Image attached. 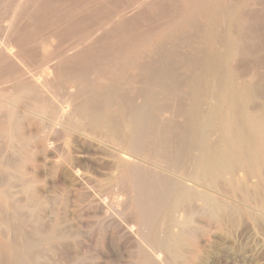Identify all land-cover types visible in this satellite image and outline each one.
I'll return each mask as SVG.
<instances>
[{
    "label": "rangeland",
    "instance_id": "obj_1",
    "mask_svg": "<svg viewBox=\"0 0 264 264\" xmlns=\"http://www.w3.org/2000/svg\"><path fill=\"white\" fill-rule=\"evenodd\" d=\"M131 1L0 0V46H3V49L0 47V186L7 188L13 200L0 195V264H154L151 261L157 256L151 252L158 253L156 264H169L165 255L167 252L163 248L158 249L154 240L158 234L163 237L167 230L177 232L181 227L173 219L177 215L180 219L185 209L173 210V191L168 190L166 182L168 178L184 179L180 164L184 160L188 162L193 156V150L189 148L195 145L192 122L196 95H205L213 91L212 87L217 88L216 85L244 88L255 84L260 91V96L255 98V106L264 108V0ZM104 26L107 28L104 29ZM5 46H11L16 51L19 62L13 57H8V61L7 56L2 55L6 52ZM11 62L19 65L17 71ZM44 65L50 68L49 75L52 76L48 79L53 92L51 95L43 93L40 97L43 95L50 102L53 98V104V100L61 99L60 93L68 99L72 91L77 130L75 126L69 132L59 122L57 133L53 136L49 134L50 130H42L40 119L43 113L31 96L15 100L10 97L16 90L12 83L14 80L10 79L19 73L21 66L31 68L28 71H32V75L34 71L42 77L44 70L49 71L43 69ZM219 69L223 74L219 73ZM217 76L222 86L217 81L215 83ZM5 81L7 86L3 84ZM248 81H251L250 84ZM2 90L6 92L1 93ZM8 92L12 95L9 96ZM80 94L83 95L81 98ZM82 106L89 113L102 115L101 125H81L79 120L82 118L78 112ZM9 109L16 111L18 119L17 126L12 130L8 128ZM122 117L126 121H122ZM108 123H112L110 127L116 126L114 132L121 139L122 149L120 145L110 143L103 136L104 132H100ZM128 123H133L134 131ZM93 129L96 131L93 132ZM15 131L27 138L29 152L18 151L19 146L13 144L11 137ZM114 145L130 154L134 161H139L136 162L138 165L128 162L121 168L116 166L118 159L113 154L116 150ZM175 153L181 158L177 160ZM24 156L29 157V161L24 160ZM172 158L174 162L178 161L177 169L173 168L175 165H169L173 163ZM240 160L245 170L241 167L235 172L237 175H227L228 178L220 182V187L195 189L194 184L185 179L195 190L211 192L220 200L227 198L225 203H230L227 205L232 207L230 213L233 214L219 218L203 210L196 212L192 225L187 228V241L173 264H264V166L258 169L256 162L249 163L243 157ZM251 167H255L253 171ZM248 172L251 176H247ZM231 178L236 179L233 187ZM27 183L30 189L25 192L23 187ZM242 184L247 186H240ZM162 190L165 191L163 195ZM251 198L257 201L252 202ZM196 201H193L196 202L193 207L198 203L196 207L201 208L203 203ZM24 203L33 204L34 213L31 214ZM192 204L187 203V208ZM234 208L237 209L234 211Z\"/></svg>",
    "mask_w": 264,
    "mask_h": 264
},
{
    "label": "bare ground",
    "instance_id": "obj_2",
    "mask_svg": "<svg viewBox=\"0 0 264 264\" xmlns=\"http://www.w3.org/2000/svg\"><path fill=\"white\" fill-rule=\"evenodd\" d=\"M129 1H131V0H129ZM140 2H141V0H140ZM139 2V3H140ZM144 2V1H143ZM149 2V1H148ZM130 3H132V1L130 2ZM146 3H147V1H146ZM128 4V3H127ZM125 5H126V3H125ZM140 5H141V3H140ZM130 6H131V4H130ZM145 6V5H144ZM122 7V6H121ZM120 7V8H121ZM230 7V6H229ZM119 8V10H121ZM126 8H127V6H126ZM135 8V7H134ZM226 8H228V7H226ZM225 8V9H226ZM231 8V7H230ZM224 9V11H226ZM131 10V9H130ZM222 10V9H221ZM223 11V10H222ZM232 10H230V12H231ZM119 12V11H118ZM121 12V14H123L122 13V10L120 11ZM119 12V13H120ZM126 12V11H125ZM132 12V11H131ZM131 12H129V13H131ZM227 12V11H226ZM104 13V12H103ZM228 14H229V12H227ZM226 14V13H225ZM102 15H104V14H102ZM106 15H107V13H106ZM113 15H114V12H113ZM117 15V14H116ZM128 15V14H127ZM110 16V15H109ZM111 17V16H110ZM113 17V16H112ZM117 17V16H116ZM103 19H105V21H107L106 20V18H103ZM110 19H112V18H110ZM100 20V19H99ZM222 20H224V19H222ZM102 21V20H101ZM109 21V20H108ZM219 21V20H218ZM224 22V21H223ZM102 24V23H101ZM114 24V23H113ZM194 24V23H193ZM202 25V24H201ZM97 26V25H96ZM107 26V25H106ZM218 26V25H217ZM108 27V26H107ZM106 27V28H107ZM112 27V26H111ZM193 27V26H192ZM200 27V26H199ZM94 28H96V27H94ZM105 28V26H104V29H106ZM216 28V27H215ZM217 29V28H216ZM97 30V29H96ZM99 30V29H98ZM102 30V29H101ZM202 30V29H201ZM91 31V29L89 30V32ZM103 31H105V30H103ZM217 31V30H216ZM98 32V31H97ZM96 32V33H97ZM94 33V32H93ZM99 33V32H98ZM215 33V32H214ZM220 33V32H219ZM81 34H82V32H81ZM80 34V35H81ZM84 34V33H83ZM190 34H192V33H190ZM236 34V33H235ZM86 35H88V34H85V36ZM216 35V34H215ZM187 36V35H186ZM218 36V35H217ZM225 36V35H224ZM91 37V36H90ZM75 38V37H74ZM73 38V39H74ZM78 38H79V36H78ZM82 38V37H81ZM86 38H88V37H86ZM92 38V37H91ZM95 38V37H94ZM90 39V38H89ZM72 40V39H71ZM78 40V39H77ZM76 40V41H77ZM93 40V39H92ZM238 40V39H237ZM73 41H75V40H73ZM90 41V40H89ZM242 41V40H241ZM88 42V41H87ZM7 43V42H6ZM83 43V42H82ZM89 43V42H88ZM91 43V42H90ZM89 43V44H90ZM2 44V43H1ZM70 44V43H69ZM88 44V45H89ZM237 44V43H236ZM235 44V45H236ZM8 45V44H7ZM11 45H12V43H11ZM87 45V44H86ZM223 45V44H222ZM242 45V44H241ZM240 45V46H241ZM13 46V45H12ZM69 46V45H68ZM76 45H74V47H75ZM236 46H238V45H236ZM2 49H3V46H0ZM223 47V46H222ZM5 48H6V50H5ZM5 48H4V50L6 51L5 53H7V54H5V53H3L2 55H6L7 56V59H8V57H9V59L10 58H16L17 57V53H16V51L15 50H13V48L10 46V48H9V46L8 47H6L5 46ZM75 48H77V47H75ZM85 48V47H84ZM2 49H1V51H2ZM72 49V48H71ZM71 49H68V50H70L71 51ZM241 49V48H240ZM64 50V49H63ZM82 50V49H81ZM232 50V49H231ZM230 50V51H231ZM3 52V51H2ZM27 52V51H26ZM55 52V51H54ZM71 52H73V51H71ZM234 52H236V51H234ZM45 53H47V52H45ZM50 53V52H49ZM52 53V52H51ZM59 53V52H58ZM58 53H57V55H58ZM65 53V52H64ZM77 53V52H76ZM238 53H240V51L238 52ZM242 53V52H241ZM24 55H25V53H23ZM32 54V53H31ZM44 54V53H43ZM61 54V53H60ZM33 55V54H32ZM34 55H35V53H34ZM53 55V54H52ZM51 55V56H52ZM56 55V54H55ZM56 55V56H57ZM64 55V54H63ZM66 55V54H65ZM68 55V54H67ZM18 56H19V54H18ZM30 56V55H29ZM44 56V55H43ZM5 57V56H4ZM3 57V58H4ZM20 57V56H19ZM55 57V56H54ZM66 57V56H65ZM6 58V57H5ZM4 58V59H5ZM22 58H24V60H25V57H22ZM48 58V57H47ZM50 58H52V57H50ZM60 58V57H59ZM9 59H8V61H9ZM57 59V58H56ZM12 60V59H11ZM10 60V61H11ZM15 60H17L18 61V59L16 58ZM28 60V59H27ZM27 60L25 61V62H27ZM44 60H45V58H44ZM217 60V59H216ZM16 61V62H17ZM21 61V60H20ZM47 61V60H46ZM45 61V62H46ZM57 61V60H56ZM67 61V60H66ZM14 62V61H13ZM13 62H11V63H13ZM19 62V61H18ZM17 62V64H20V63H18ZM23 62V61H22ZM44 62V61H43ZM42 62V63H43ZM44 62V63H45ZM49 62H50V60H49ZM52 62H54V61H52ZM61 62H62V60H61ZM194 62V61H193ZM202 62V61H201ZM219 62V61H218ZM15 63V62H14ZM14 63H13V66H14V68L16 69V67H18L17 65L15 66L14 65ZM24 63V62H23ZM28 63V62H27ZM47 63V62H46ZM56 63V62H55ZM2 64V63H1ZM0 64V65H1ZM16 64V63H15ZM26 63H24V65H25ZM31 64V63H30ZM34 64V63H33ZM137 64V63H136ZM194 64H195V62H194ZM40 65V64H39ZM53 65V64H52ZM56 65V64H55ZM139 65V64H138ZM6 66V65H5ZM8 66V65H7ZM12 66V65H11ZM12 66V67H13ZM26 66H28V64L26 65ZM30 66V65H29ZM41 66V65H40ZM39 66V67H40ZM45 66V65H44ZM43 66V67H44ZM47 67H48V65H46ZM45 66V68H43V69H46L47 67ZM51 66V65H50ZM140 66H142V65H140ZM191 66V65H190ZM205 66V65H204ZM11 67V68H12ZM31 67V66H30ZM54 67V66H53ZM214 67H216V65L214 66ZM213 67V68H214ZM7 68V67H6ZM13 68V70H15ZM32 68V67H31ZM31 68L29 69V70H31ZM34 68V67H33ZM193 68V67H192ZM210 68H211V65H210ZM217 68V67H216ZM222 68V67H221ZM22 69V70H21ZM21 69H20V71H19V73L16 75H14V77L12 78V80L10 79V81H13L12 83H14V86H13V84H12V86L14 87V89H16V90H13L14 91V93H13V95L11 94V93H9V96L10 95H12V96H10V97H13L12 99H23V98H26V96H29V98H30V96H31V98H32V100L34 99L35 101H36V103L38 104V106L40 107V110H41V113H43L42 115H41V119H40V122H41V126L43 127L42 128V130H50L49 131V134H53V136L57 133V124H59V122L61 123V126H63V128L64 129H67V130H69V132L70 131H72L73 129H75L74 127L76 126L75 125V120H76V118L74 119V117H77L76 115H75V113H77L76 112V110H75V107H74V105H73V102H72V98H75V97H72L73 96V94L70 92V95H69V97H68V99H66V97H65V95L63 96L61 93V95L59 94V96L61 97V99L59 100L58 99V101H57V99H55V101L53 100V104H52V99H51V102L50 101H48V99L46 100L44 97L45 96H43V98H42V96L40 97V95L41 94H43V93H45V94H47V95H51V93L53 92V89L51 88V86L52 85H50L51 83H50V81H49V79L48 78H50V76H52V75H49L50 74V68H47V70L49 69V71H45L44 70V72H42L43 74V76L41 77V75L39 76V75H37L36 73L34 74V71H33V75L31 74L32 73V71H31V73H30V71H28V69H27V67H22L21 66ZM36 69V68H35ZM54 69V68H53ZM56 69V68H55ZM9 70V69H8ZM51 70H52V68H51ZM216 70V69H215ZM218 70V69H217ZM216 70V71H217ZM16 71H17V69H16ZM41 71V70H40ZM52 71H54V70H52ZM194 71V70H193ZM213 71H214V69H213ZM215 71V72H216ZM7 72V71H6ZM8 72H10V71H8ZM191 72V71H190ZM208 72H209V70H208ZM222 72V71H221ZM220 72V69H219V73H221ZM4 73V72H3ZM13 73H16L15 71H13ZM41 73V72H40ZM206 73V72H205ZM212 73V70H211V72H210V74ZM214 73V72H213ZM12 74V73H11ZM51 74H54V72L53 73H51ZM207 74V73H206ZM215 74V73H214ZM218 74V73H217ZM222 74H223V72H222ZM219 76H220V74H218ZM23 76H25V79H23L24 77ZM65 76V75H64ZM191 76V75H190ZM213 76H215V75H213ZM222 76V75H221ZM0 77H1V75H0ZM12 77V76H11ZM105 77V76H104ZM134 77H136L135 75H134ZM205 77H206V75H205ZM211 77H212V75H211ZM223 77V76H222ZM247 77H249V76H247ZM107 78V77H106ZM139 78V77H138ZM137 78V79H138ZM213 78V77H212ZM216 77H214V79H215ZM218 76H217V78L215 79V83H216V81L217 82H219L218 81ZM3 79V78H2ZM5 79V78H4ZM85 79V78H84ZM101 79H104L103 77L101 78ZM140 79V78H139ZM138 79V80H139ZM142 79V78H141ZM204 79H206V78H204ZM87 80H88V78H87ZM132 80V79H131ZM209 80H210V77H209ZM213 80V79H212ZM219 80H220V78H219ZM223 80V79H222ZM229 80V79H228ZM250 80V79H249ZM251 80H253V79H251ZM6 81H9V80H6ZM6 81H5V83H3V84H6V86H7V83H6ZM103 81V80H102ZM214 81V80H213ZM221 81V80H220ZM223 81H225V79L223 80ZM4 82V81H3ZM53 82V81H52ZM89 82V81H88ZM134 82H136V81H134ZM133 82V83H134ZM138 82V81H137ZM208 82H210V81H208ZM212 82V81H211ZM228 82V81H227ZM233 82V81H232ZM235 82V81H234ZM247 82V81H246ZM251 82V81H250ZM250 82L248 81V83L250 84ZM2 83V82H1ZM28 83V84H27ZM86 83V82H85ZM85 83H83V84H85ZM214 82H212L211 84L214 86V87H216L217 86V88H213L212 87V89H213V91H210L209 93H207V94H205V95H196V98H197V101H196V106H195V109H194V119H193V131H194V135H192L193 136V138H194V141H195V145L192 147V148H189V149H192L193 151L191 152V153H193V156H192V158H188V156L186 157V156H184V157H186L187 158V160H188V162H185V160H184V163L183 162H181V160H180V162L181 163H183L182 165L180 164V166H182V175L185 177H183L184 179H177V178H168L167 179V182H166V186H167V188H168V190H171V191H173L172 193H173V198H172V205H173V210L175 211V210H178V209H185V213H184V215L182 216V217H180V219L178 218V215L173 219L174 220V223L177 225V226H181L179 229V231H177V232H175V231H172V230H167L166 231V235L165 236H160L159 234L158 235H156L155 236V240H154V243H155V245L156 246H158V249H160V248H163L166 252H167V254H165V255H167V257L169 258V264L170 263H175V261L177 260V258L180 256V254H181V250H182V247L185 245V243H186V241H187V237H188V227H189V225L191 224V222H192V219H193V217H194V215L196 214V212L198 213V211H202L203 210V212L204 211H206L207 213H208V215H210V216H214V217H221V216H223V215H225V214H228V216H229V214L231 215V214H233V213H230V208H232V207H230L229 208V205H227V203H225L226 202V200L225 199H227V198H225L224 200H220L219 198H218V195L216 196V195H213V194H211V192L210 193H208L207 191H203V190H195L196 188H198V187H206V186H215L216 187V185H218L219 186V184H220V182L223 180V179H226V178H228L227 177V175H233L235 172H238V170L239 169H241V167L243 168V166L241 165L242 164V160H240L241 159V157H243L244 158V160L246 159L249 163H251L252 161H254V162H256L257 163V166H258V169H259V167L260 166H264V108L263 107H259V105H258V107L257 106H255V101H257V99L255 100V98H257L258 96H260V91L257 89V87H256V85L254 84H252V85H249V86H247V87H242V88H237L236 86H234V85H232V86H228V84H226V85H224L223 87H220V86H218V85H216V84H213ZM224 83V82H223ZM237 83V82H236ZM241 83V82H240ZM253 83V82H252ZM255 83V82H254ZM103 84V83H102ZM126 84H128V82L126 83ZM132 84V83H131ZM197 84H198V82H197ZM208 84V83H207ZM231 84V83H230ZM246 84V83H245ZM87 85V84H86ZM93 85V84H92ZM97 85V84H96ZM130 85V84H129ZM216 85V86H215ZM219 85H221L222 86V83H220L219 82ZM238 85V84H237ZM241 85H243V84H241ZM247 85V84H246ZM259 85V84H258ZM6 86L4 87V89L6 88ZM77 86H78V84H77ZM89 86H91V85H89ZM98 86V85H97ZM101 86H103V85H101ZM243 86H245V85H243ZM82 87V86H81ZM85 87V86H84ZM83 87V88H84ZM99 87V86H98ZM131 87V86H130ZM209 87H211V86H209ZM209 87H207V88H209ZM219 87L220 88H222V89H219ZM236 87V88H235ZM78 88V87H77ZM87 88H88V86H87ZM87 88H86V90H87ZM92 89H93V87H91ZM90 88V89H91ZM101 88V87H100ZM127 88V87H126ZM132 88V87H131ZM259 88V87H258ZM61 89V88H60ZM92 89H91V91H92ZM122 89V88H121ZM129 89V88H128ZM6 90V89H5ZM69 90H71V88L69 89ZM84 90V89H83ZM104 90V89H103ZM60 91H62V90H60ZM75 91V90H74ZM77 91V90H76ZM80 91V90H79ZM90 91V92H91ZM2 92H6V91H4V90H2L1 91V93ZM57 92V91H56ZM56 92H54V93H56ZM67 92V91H66ZM86 92V91H85ZM89 92V93H90ZM95 92V91H94ZM93 92V93H94ZM101 93L103 92V93H105L104 91H100ZM118 92V91H117ZM123 92V91H122ZM133 92V91H132ZM53 93V94H54ZM80 93V92H79ZM97 93L98 92H96V94L95 95H97ZM101 93H99V94H101ZM7 94V93H6ZM52 94V95H53ZM66 94V93H65ZM67 94H69V92L67 93ZM77 94V93H76ZM86 94H88V92L86 93ZM124 93H120V95H123ZM128 93H126V95H127ZM134 94V93H133ZM133 94H131V95H133ZM200 94V93H199ZM58 95V94H57ZM93 95V94H92ZM116 95H118V96H120L119 94H116ZM130 95V94H129ZM137 95V94H136ZM135 95V96H136ZM167 95V94H166ZM5 96H7V95H5ZM35 97V98H33V97ZM83 96V95H82ZM81 96V94H80V98L82 97ZM117 96V97H118ZM138 96V95H137ZM8 97V96H7ZM46 97H50V96H46ZM52 97V96H51ZM94 97V96H93ZM125 97V96H124ZM169 97V96H168ZM184 97V96H183ZM29 98H27V99H29ZM91 98V97H90ZM95 98V97H94ZM98 98H100V97H98ZM128 98V97H127ZM126 98V99H127ZM78 99V101H80L79 100V98H77ZM122 99V98H121ZM184 99V98H183ZM209 99V100H208ZM31 100V99H30ZM30 100L28 101L29 102V106L30 107H33V106H31V105H33L31 102H30ZM31 100V101H32ZM50 100V99H49ZM74 100V99H73ZM120 100V99H119ZM168 100V99H167ZM8 101H9V97H8ZM23 101V100H22ZM98 101V100H97ZM96 101V102H97ZM166 101V100H165ZM14 102V101H13ZM18 102V101H17ZM26 102V101H25ZM124 102V101H123ZM130 102V101H129ZM203 102V103H202ZM35 103V104H36ZM54 103H55V105H54ZM87 103V102H86ZM95 103V102H94ZM98 103V102H97ZM130 103H132V102H130ZM26 104H27V102H26ZM76 104V103H75ZM78 104V103H77ZM121 104V106L123 105L122 103H120ZM129 104V103H128ZM2 105V104H1ZM1 105H0V107H1ZM102 105V104H101ZM130 105V104H129ZM262 105V104H261ZM37 105H36V107H38ZM85 106V105H84ZM135 106V105H134ZM138 106V105H137ZM136 106V107H137ZM4 107V106H3ZM7 107V106H6ZM5 107V108H6ZM9 107V106H8ZM38 107V108H39ZM91 107V106H90ZM130 107V106H129ZM144 107V106H143ZM184 107V106H183ZM81 108V110L78 112V113H80V115H81V117L80 118H82L81 120H79L80 121V123H81V125L83 124V125H92L93 127H95L96 125H101V124H99V121H100V119H102V115H99V114H94V112H92V113H89L83 106L82 107H80ZM95 108V107H94ZM123 108V107H122ZM165 108V107H164ZM182 108V107H181ZM261 108V109H260ZM91 109L93 110V108L91 107ZM125 109H127V108H125ZM135 109V108H134ZM161 110H162V108H160ZM159 109V110H160ZM78 110V109H77ZM84 110H86V111H84ZM119 110V109H118ZM136 110V109H135ZM38 111V110H37ZM124 111V110H123ZM128 111V110H127ZM131 111H133V110H131ZM140 111H142V110H140ZM164 111V110H163ZM162 111V112H163ZM166 111V110H165ZM178 111V110H177ZM182 111V110H181ZM180 112V111H179ZM2 113V112H1ZM38 113V112H37ZM100 113V112H99ZM117 113H118V111H117ZM133 113V112H132ZM7 114H8V117H9V119H8V128H10L11 130L14 128V127H16L17 126V123H18V119L16 118V111L14 110V109H9L8 111H7ZM127 114V113H126ZM129 114V113H128ZM77 115H79V114H77ZM79 115V116H80ZM123 115V114H122ZM78 116V117H79ZM127 116H129V115H127ZM126 116V117H127ZM120 117H121V115H120ZM125 117V116H124ZM124 118L122 117V121H126L125 119L123 120ZM77 120V121H78ZM83 120V121H82ZM128 120V119H127ZM144 120V119H143ZM77 121H76V123H77ZM129 121V120H128ZM105 122H108V121H105ZM112 124V123H111ZM110 124V125H111ZM116 124V123H115ZM133 124V123H132ZM131 123H128V126L130 127V129L132 130L133 129V131H134V127H133V125H132ZM104 125V124H103ZM110 125H109V123L108 124H106V125H104V129H103V131H102V129L100 130V132H104L103 133V136L105 135V138L107 139V140H110L109 142L110 143H113V144H115V145H120L121 146V144H120V138L118 137V136H116V133L114 132L115 131V127H114V125L113 126H111L110 127ZM158 125V124H157ZM98 127H100V126H98ZM97 127V128H98ZM49 128V129H48ZM83 128V127H82ZM90 129H92L91 127H89ZM10 129L8 130L9 132H10ZM87 129V128H86ZM89 129V130H90ZM95 129V128H94ZM93 129V132L94 131H96V130H94ZM154 129V128H153ZM187 129V128H186ZM76 130H77V126H76ZM79 130H81V129H79ZM78 130V131H79ZM98 130V129H97ZM155 130V129H154ZM165 130H167V129H165ZM83 131H84V129H83ZM86 132H87V130H85ZM84 131V132H85ZM117 131H118V129H117ZM186 131V130H185ZM12 132V131H11ZM89 132V131H88ZM99 132V133H100ZM120 132V131H119ZM124 132V131H123ZM153 132V131H152ZM181 132V131H180ZM184 132V131H183ZM7 133V132H6ZM81 133H83V132H81ZM98 133V132H97ZM8 134H10V133H8ZM86 134V133H85ZM121 134V133H120ZM119 134V135H120ZM177 134H180V133H177ZM96 135V134H95ZM102 135V134H101ZM186 135H187V133H186ZM9 136V135H8ZM88 136V135H87ZM97 136V135H96ZM100 136V135H99ZM8 138V137H7ZM12 142H13V144H17L18 146H19V149L20 150H18V151H24V153L25 152H29V150L27 149V138L26 137H24V136H20V135H18V132L17 131H15L14 132V134H12ZM124 139V138H123ZM184 139V138H183ZM187 139V138H186ZM105 140V139H104ZM51 142V141H50ZM102 142V141H101ZM108 142V143H109ZM98 143L100 144V142L98 141ZM104 143V142H103ZM107 143V144H108ZM109 143V144H110ZM112 144V145H113ZM16 145V146H17ZM102 145V144H101ZM104 145V144H103ZM105 145H106V143H105ZM111 145V144H110ZM114 145V146H115ZM192 145V144H191ZM190 145V146H191ZM177 146H179V145H177ZM182 146V145H181ZM9 147V146H8ZM94 147V146H93ZM116 147V146H115ZM119 147V146H118ZM105 148V147H104ZM182 148V147H181ZM180 148V149H181ZM187 148V147H186ZM9 149V148H8ZM110 149H112L113 150V148H110ZM116 150H113L114 152H113V154L115 153L116 154V157H117V159H118V164H117V162H116V166H118V167H122L123 165H124V163H128V162H139V161H134V158L132 159L126 152H124L123 150H120L119 148H115ZM121 149H122V146H121ZM188 149V148H187ZM186 149V150H187ZM109 150V149H108ZM112 150H110L111 152H112ZM166 150V149H165ZM185 150V151H186ZM5 151H6V148H5ZM4 151V152H5ZM8 151V150H7ZM110 151H109V153H110ZM141 151V150H140ZM162 151V150H161ZM184 151V150H183ZM2 152V151H1ZM101 152V151H100ZM134 152V151H133ZM165 152H167V151H165ZM176 152H179V151H176ZM24 153H23V155H24ZM154 153V152H153ZM152 153V154H153ZM156 153V152H155ZM163 153V152H162ZM183 153H185V152H183ZM8 154H9V152H8ZM30 154V153H29ZM111 154V153H110ZM114 154V155H115ZM149 152H148V156H149ZM160 154V153H159ZM176 154V153H175ZM181 154V153H180ZM188 154V153H187ZM190 154V153H189ZM9 155H12L11 153L9 154ZM144 155V154H143ZM167 155V154H166ZM174 154H172V156H173ZM177 155V154H176ZM2 156V155H1ZM113 156V155H112ZM146 156V155H145ZM178 157H176V159L178 160V159H180L181 158V156H179V154L177 155ZM183 156H182V158H183ZM147 157V156H146ZM167 157V156H166ZM171 157V156H170ZM174 157V156H173ZM191 157V156H190ZM5 158V157H4ZM148 158H150V157H147V159ZM163 158V157H162ZM185 158V159H186ZM146 159V158H145ZM173 159V158H172ZM175 159V160H176ZM24 160H26V161H29V157H25L24 156ZM141 160V159H140ZM162 160V159H161ZM163 160H165V157H164V159ZM169 160H171V159H169ZM186 160V161H187ZM5 161V160H4ZM7 161V160H6ZM8 162V161H7ZM141 162H143V161H141ZM179 162V163H180ZM246 162V161H245ZM147 163H148V161H147ZM166 163V162H165ZM247 163V162H246ZM108 164H111V163H108ZM112 164H114V163H112ZM137 165H138V163H136ZM171 164V166L172 165H175L173 168H175V169H177L176 168V166H177V164H178V161L177 162H174V159H173V163L172 162H170L169 163V165ZM252 164H255V163H252ZM147 165V164H146ZM251 165V164H250ZM249 165V166H250ZM7 166V165H6ZM13 166V165H12ZM109 166V165H108ZM140 166V165H139ZM144 166V165H143ZM142 166V167H143ZM168 166V165H167ZM249 166H248V170H249ZM136 167V166H135ZM252 167H253V165H252ZM251 167V168H252ZM110 168H112V166L110 167ZM114 168H115V166H114ZM120 168H118L119 170H120ZM137 168V167H136ZM149 168V167H148ZM255 168V167H254ZM254 168H252V171L254 170ZM80 169V168H79ZM144 169H145V166H144ZM172 169V168H171ZM178 169H180V167H178ZM257 169V170H258ZM262 169H264V168H262ZM261 169V170H262ZM115 170H117V167H116V169ZM155 170V169H154ZM241 170H245V168H243V169H241ZM247 170V171H248ZM257 170H255V172H257ZM118 171V170H117ZM149 171H151V169L149 170ZM179 171V170H178ZM76 172V171H75ZM147 172V171H146ZM155 172V171H154ZM176 172V171H175ZM255 172L253 173V174H255ZM262 172V171H261ZM263 172H264V170H263ZM10 173V172H9ZM143 173V172H142ZM258 173H259V170H258ZM11 174V173H10ZM77 174V173H76ZM107 174V173H106ZM155 174V173H154ZM156 174H157V171H156ZM159 174V173H158ZM236 174V173H235ZM245 174V173H244ZM252 174V175H253ZM260 174V173H259ZM258 174V175H259ZM264 174V173H263ZM140 175H141V173H140ZM139 175V176H140ZM237 175V174H236ZM249 175V172H248V174H247V176ZM11 176V175H10ZM79 176V175H78ZM156 176V175H155ZM240 176V175H239ZM249 176H251V175H249ZM260 176V175H259ZM13 177H14V175H13ZM151 177V176H150ZM160 177V176H159ZM162 177V176H161ZM175 177V176H174ZM231 177V176H230ZM236 177H238V176H236ZM7 178H9L8 176H7ZM123 178V177H122ZM141 178V177H140ZM182 178V177H181ZM233 178V177H232ZM232 178H231V182L233 183H231L230 182V184H232V187H233V185H234V183L236 184V182H235V180H232ZM241 178V177H240ZM239 178V179H240ZM245 178H247V177H245ZM249 178V177H248ZM160 179V178H159ZM185 179H187L188 181H191L193 184H194V187H195V189L194 188H192V187H190V185L185 181ZM230 179V178H229ZM83 180V179H82ZM122 180V179H121ZM228 180V179H227ZM11 181V180H10ZM135 181V180H134ZM226 181V180H225ZM229 181V180H228ZM237 181H238V179H237ZM240 181V180H239ZM250 180H248V182H249ZM264 181V180H263ZM2 182H4V181H2ZM1 182V183H2ZM7 182H8V180H7ZM163 182V181H162ZM121 183H122V181H121ZM242 183V181L240 182V184ZM243 183H244V180H243ZM10 184V183H9ZM15 184V183H14ZM119 184V183H118ZM117 184V185H118ZM246 184H248V183H246ZM2 185V184H1ZM6 185H7V183H6ZM98 185V184H97ZM116 185V186H117ZM192 185V184H191ZM11 186V185H10ZM240 186H244L243 184L242 185H240ZM245 186H247V185H245ZM244 186V187H245ZM7 187V186H6ZM124 187V186H123ZM220 187V186H219ZM223 187V186H222ZM221 187V188H222ZM228 187H229V185H228ZM235 187V186H234ZM108 188V187H107ZM218 188V187H217ZM236 188V187H235ZM239 188V187H238ZM241 188V187H240ZM0 189H4V190H0V195H2L3 197H8V199L10 200V198L12 197H10V195L8 194V191L6 190L7 188H4V187H2V186H0ZM23 189H24V191L25 192H28L29 191V189H30V185L27 183V184H24V187H23ZM208 189H210V188H208ZM244 189V188H243ZM107 190V189H106ZM165 191H166V188L164 189ZM164 190H162L163 191V193H162V195L165 193V191ZM218 191V193H219V190H217ZM226 191V190H225ZM231 191V190H230ZM243 192H244V190H243ZM246 192V191H245ZM9 193H11V191L9 190ZM161 193V192H160ZM172 193H170V194H172ZM233 193V192H232ZM231 193V194H232ZM236 193V192H235ZM240 193V192H239ZM91 194V193H90ZM223 194H225L224 192H223ZM230 194V193H229ZM229 194H227V197H228V195ZM250 194V196L251 197H253L252 195H251V193H249ZM12 195V194H11ZM239 195V194H238ZM245 195H247V194H245ZM245 195L243 196L244 198H246L245 197ZM14 196V195H13ZM126 196H128L127 195V193H126ZM231 196H234V195H231ZM25 197V196H24ZM99 197V196H98ZM14 198V197H13ZM96 198V197H95ZM234 198V197H233ZM99 199V198H98ZM222 199V198H221ZM229 199H232L231 197H229ZM241 199V198H240ZM251 199H253V198H251ZM11 200H12V198H11ZM17 200V199H16ZM21 200H23V199H21ZM94 200H96V199H94ZM196 200H200L203 204L201 205L202 207L200 208H198V207H196V206H198L197 204H196V206L195 207H193L194 206V203H196L197 201ZM246 200H248V199H246ZM245 200V201H246ZM254 200V199H253ZM13 201V200H12ZM121 201V200H120ZM127 201H128V199H127ZM193 201H196V202H193ZM222 201H224V202H222ZM234 201H235V199H234ZM252 201V200H251ZM255 201H257V199L255 198V200L254 201H252V202H255ZM260 201L261 200H259V202L258 203H260ZM10 202V201H9ZM28 202V201H27ZM262 202L264 203V200H262ZM261 202V203H262ZM7 203H8V200H7ZM6 203V204H7ZM29 203H30V201H29ZM29 203H27V204H21V205H24V206H26V208H28L30 211H31V214L32 213H34V211L36 210H34V207H32L33 206V204H29ZM105 203V202H104ZM187 203H193L192 205H191V207L190 208H187ZM237 203H239V200H238V202ZM258 203H257V205H258ZM14 204H15V200H14ZM228 204H230V203H228ZM232 204V203H231ZM235 204V203H234ZM233 204V205H234ZM13 205V204H12ZM16 205V204H15ZM14 205V206H15ZM35 205V204H34ZM105 205H106V203H105ZM199 205H200V203H199ZM250 205V204H249ZM8 206V205H7ZM51 206V205H50ZM231 206V205H230ZM238 206V205H237ZM9 207V206H8ZM15 207H17V206H15ZM20 207V206H19ZM36 207V206H35ZM106 207V206H105ZM125 207V206H124ZM171 208H172V206H170ZM234 207V206H233ZM24 208V207H23ZM120 208V207H119ZM140 208V207H139ZM194 208H197V209H194ZM238 208H239V206H238ZM262 208V207H261ZM3 209H4V207H3ZM15 209V208H14ZM121 209V208H120ZM235 209H237V208H234V211H235ZM263 209V208H262ZM16 210H19V208L17 209L16 208ZM21 210H23L22 208H21ZM116 210V209H115ZM115 210H114V212H115ZM233 210V209H232ZM7 211V210H6ZM24 211V210H23ZM30 211H28V213L30 212ZM119 211V210H118ZM171 211V210H170ZM174 211H172V212H174ZM238 211V210H237ZM16 212V211H15ZM21 212V211H20ZM26 212V211H25ZM179 212V211H178ZM181 212V211H180ZM233 212V211H232ZM240 212V211H239ZM171 213V212H170ZM169 213V214H170ZM238 213V212H237ZM14 214H16V213H14ZM24 214V213H23ZM27 214V213H26ZM29 215L30 217L32 216V215ZM36 214V213H35ZM174 214H175V212H174ZM239 214V213H238ZM182 215V214H181ZM235 215V214H234ZM237 215V214H236ZM20 216V215H19ZM23 216V215H22ZM35 216V215H34ZM172 216H173V213H172ZM232 216V215H231ZM13 217V216H12ZM18 217V216H17ZM17 217H16V219H17ZM24 217V216H23ZM27 217V216H26ZM33 217V216H32ZM165 217V216H164ZM238 217H240L239 215H238ZM19 218V217H18ZM28 218V217H27ZM218 218V219H219ZM224 218V217H223ZM235 218V217H234ZM15 219V220H16ZM26 220V219H25ZM25 220H24V222H25ZM167 220V219H166ZM225 220V219H224ZM22 222H23V220H21ZM35 221H36V219H35ZM142 221H143V219H142ZM220 221V220H219ZM231 221V220H230ZM28 222V221H27ZM62 222V221H61ZM132 222V221H131ZM145 222V221H144ZM152 222V221H151ZM234 222V221H233ZM232 222V223H233ZM18 223H19V221H18ZM230 223V222H229ZM20 225L21 224H23V223H19ZM28 224H30V223H28ZM33 224V223H32ZM31 224V225H32ZM144 224V223H143ZM147 224V223H146ZM170 224V223H169ZM19 225V226H20ZM192 225V224H191ZM61 226V225H60ZM234 226V225H233ZM21 227V226H20ZM19 227V228H20ZM24 227H26L25 225H24ZM28 227H30V226H28ZM46 227V226H45ZM7 228H9V227H7ZM167 228V227H166ZM261 228V227H260ZM24 229V228H23ZM26 229H27V227H26ZM62 229V228H61ZM64 229V228H63ZM143 229V228H142ZM21 230V229H20ZM19 230V231H20ZM43 230V229H42ZM56 230V229H55ZM57 230H59L58 228H57ZM56 230V231H57ZM148 229H146V231H147ZM151 230V229H150ZM164 230V229H163ZM24 231V230H23ZM41 231V230H40ZM62 231V230H61ZM159 231H161V230H159ZM28 232V231H27ZM33 232V231H32ZM35 232V231H34ZM43 232V231H42ZM60 232V231H59ZM64 232V231H63ZM162 232H164V231H162ZM250 232V231H249ZM20 233V232H19ZM156 233V232H155ZM23 234V233H22ZM66 234V233H65ZM19 235V234H18ZM27 235H29V234H27ZM38 235V234H37ZM56 235H57V232H56ZM143 235V234H142ZM247 235V234H246ZM42 236V235H41ZM148 236V235H147ZM26 237V236H25ZM30 237V236H29ZM39 237H40V235H39ZM38 237V238H39ZM43 237V236H42ZM31 238V237H30ZM44 238H45V236H44ZM49 238H50V236H49ZM62 238V237H61ZM146 238V237H145ZM28 239V238H27ZM26 239V240H27ZM34 239V238H33ZM38 240V239H37ZM42 240H43V238H42ZM221 241V240H220ZM40 242V241H39ZM9 243V242H8ZM26 244H28L27 242H26ZM30 244V243H29ZM40 244V243H39ZM55 244H53V246H54ZM17 246V245H16ZM25 246V245H24ZM30 246H32V245H30ZM41 246V245H40ZM153 246V245H152ZM19 247H21V246H19ZM34 247H35V245H34ZM42 247V246H41ZM160 247V248H159ZM25 248H27V247H25ZM31 247H29V249H30ZM43 248V247H42ZM45 248V247H44ZM152 248H154V247H152ZM22 249V248H21ZM32 249V248H31ZM38 249H40V248H38ZM47 248H45V250H46ZM33 250V249H32ZM151 250V249H150ZM23 251V250H22ZM26 251V250H25ZM28 251V250H27ZM47 251V250H46ZM154 251V250H153ZM33 252V251H32ZM2 253V252H1ZM27 253V252H26ZM41 253H42V251H41ZM151 253H155V256H157L158 257V253H156V252H151ZM29 254H30V252H29ZM157 254V255H156ZM161 254V253H160ZM4 255V254H3ZM12 255H14V254H12ZM152 255V254H151ZM154 255V254H153ZM20 256H21V254H20ZM31 256H32V254H31ZM160 256H162V255H160ZM23 257V256H22ZM25 257V256H24ZM51 257V256H50ZM156 257V258H157ZM8 258V257H7ZM14 258H16V257H14ZM18 258H19V256H18ZM36 258V257H35ZM156 258H154V261H155V259ZM27 259V258H26ZM31 259H34L33 257H31ZM39 259V258H38ZM151 259H153V258H151ZM159 259V258H158ZM166 259V258H165ZM20 260L22 261V259L20 258ZM3 261V260H2ZM33 261V260H32ZM35 261V260H34ZM37 261H39V260H37ZM153 260L151 261V263H154V264H156L157 262L155 261L154 262ZM5 262V261H4ZM32 263V262H31ZM172 263V264H173ZM2 264V263H1ZM10 264V263H9ZM23 264V263H22Z\"/></svg>",
    "mask_w": 264,
    "mask_h": 264
}]
</instances>
